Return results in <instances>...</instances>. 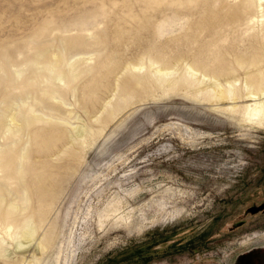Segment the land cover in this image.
I'll return each mask as SVG.
<instances>
[{"label":"rangeland","instance_id":"374dc122","mask_svg":"<svg viewBox=\"0 0 264 264\" xmlns=\"http://www.w3.org/2000/svg\"><path fill=\"white\" fill-rule=\"evenodd\" d=\"M145 1L0 0V52L15 64L31 55L34 38L54 59L75 35L99 37L104 49L98 61L95 48L67 55L70 74L88 71L71 84L52 81L53 110L33 94L15 101L17 111L34 109L40 119L15 150L20 167L30 162L38 174L27 175V210L17 194L3 206L17 200L18 211L33 209L36 231L30 242L14 229L5 235L0 264H264V125L217 106L195 85L169 82L181 72L190 79L185 68L197 60L223 84L238 79L245 92L264 47V23L250 16L262 12L225 22L239 0ZM158 58L177 69L166 81L149 71ZM133 64L144 67L135 72L148 86L128 96L122 72ZM224 64L233 71L218 74ZM260 66L264 75V58ZM69 122L85 133L74 138ZM2 133L0 150L8 143ZM37 135L55 146L40 153Z\"/></svg>","mask_w":264,"mask_h":264},{"label":"bare ground","instance_id":"6f19581e","mask_svg":"<svg viewBox=\"0 0 264 264\" xmlns=\"http://www.w3.org/2000/svg\"><path fill=\"white\" fill-rule=\"evenodd\" d=\"M195 1L196 0H187V4L191 5V3ZM258 8H260L262 14L251 15L250 20H252L254 23L260 22L263 24L264 0H239L237 5L235 4L231 8L229 7L228 12L223 15V20H221L225 22L235 19L242 20L244 17L246 18V16L253 9ZM212 17H214V21L217 19L216 14ZM211 22L213 23V21H210V23ZM210 27L208 26V28ZM84 37L75 35L68 39L65 38V42H63L65 43V54L62 53V55L56 59H54L52 55L50 46L48 44H40L37 40H35V38L32 42L34 44L31 50V55L27 56L25 61H22L18 64H15L13 59V61L11 60L12 57L10 58L7 52H0V131L3 130L2 137L8 141L6 144V149L0 150V168L4 173V176L2 178L0 177V221L7 223L5 226V229L7 230H5L4 233L0 230V255L5 253L7 246L10 244L9 243L7 245L8 240L6 239L7 237H5V235H9L12 229L15 230L16 234H21L19 237H22L23 241L25 242H30L33 239L36 231V215L33 212V209H31L32 211L29 210L26 213L18 211L16 209V206L18 205L17 200L11 202L6 207L3 206L7 195L17 194V199L22 200L21 202L26 205L24 209L27 210L29 202L27 175L29 176L30 173H34L36 176L38 174L37 170L34 172L33 169H30V162L27 163V166L24 164L22 167H20V160L23 158V156L17 157L15 150L18 146L17 142L20 138V135L24 131H27L31 124L40 121V119L37 117L36 110L34 109L30 110L26 107L24 109H20V111H17L14 106L15 101L22 94H33L39 106L48 107L50 110H53L55 104H50V98L52 93L55 91L52 81L60 80L71 84L78 78L79 75H82L88 71L84 68H78L76 70L78 72L77 74H70L67 67V55L71 53L73 49L76 50V48L79 47L95 48V50L99 52V58L97 61L102 57V54H104V49L99 45V37L98 39L93 38L92 41H87V39L85 40ZM257 57L258 61L255 59L252 60L254 70L256 71L248 72L246 75L247 90L245 92L243 88L238 87V79L233 81L227 80L226 84H223L217 78V76H210L202 71L201 69L205 67V65L200 64L197 60L192 61L191 64H187L185 68V71L190 79L182 78L183 74L181 72L177 77L170 79L169 82L173 85L180 84L182 82L195 85L198 87L199 91L209 93L213 99L212 103L215 102L217 106L221 107L222 105H225V107L222 106L224 109L231 110L232 113H244V115H246L251 121H254L260 125H264V75L259 68L261 67V59L264 58V47L259 50V53L256 55V58ZM102 61L104 63V60ZM102 61L100 60L101 64H103ZM161 62L162 59L160 58L156 59L155 61H151V64H149V71L151 74H157L159 76V80L166 81L168 79L167 77L174 74L177 69L168 67L165 64H161ZM111 68L113 71H116V64H113ZM143 68L144 67L139 64L127 65L124 68L122 74L123 76L126 75L127 78L124 80L122 76L121 87L127 92L128 96H132L135 88L148 86L146 76L144 74H140V71L135 72V70H142ZM220 68L221 69L217 71L218 74L231 73L233 71L232 67L226 64L222 65ZM163 76L166 78L163 79ZM209 81L210 84L208 85L207 83H209ZM240 100L247 101V103L241 105L239 104ZM125 101L126 100L123 99L120 103ZM242 107L243 110H241ZM61 119L66 118L61 117ZM8 121H10V125H7ZM71 126L74 130H76L74 133V138H79L85 133V127L75 124H72ZM33 143L39 145L38 151H40V153H46L49 149H52V147L55 146V142L53 141L48 142L49 144H47L39 140V135L35 137V141H33ZM69 148H72V146H68L66 149L69 150ZM30 159L32 160V158ZM27 160H29V158ZM42 179L44 178L38 180ZM39 182L37 183L39 184ZM42 189L39 190V192L42 191ZM45 190L44 192H46ZM48 191L46 193H48ZM44 192L42 194L40 192V194L43 195ZM19 245V249L25 246L22 243H19Z\"/></svg>","mask_w":264,"mask_h":264}]
</instances>
